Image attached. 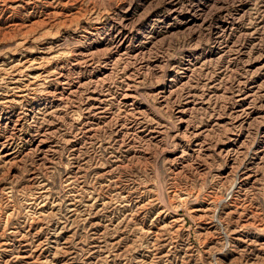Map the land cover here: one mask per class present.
<instances>
[{"label":"rangeland","instance_id":"374dc122","mask_svg":"<svg viewBox=\"0 0 264 264\" xmlns=\"http://www.w3.org/2000/svg\"><path fill=\"white\" fill-rule=\"evenodd\" d=\"M0 264H264V0H0Z\"/></svg>","mask_w":264,"mask_h":264}]
</instances>
